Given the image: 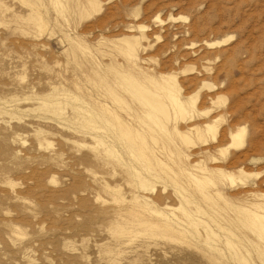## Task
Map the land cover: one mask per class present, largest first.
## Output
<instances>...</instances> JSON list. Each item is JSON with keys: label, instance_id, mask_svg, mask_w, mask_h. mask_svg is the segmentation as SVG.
Wrapping results in <instances>:
<instances>
[{"label": "rangeland", "instance_id": "rangeland-1", "mask_svg": "<svg viewBox=\"0 0 264 264\" xmlns=\"http://www.w3.org/2000/svg\"><path fill=\"white\" fill-rule=\"evenodd\" d=\"M262 196L264 0H0V264H264Z\"/></svg>", "mask_w": 264, "mask_h": 264}, {"label": "bare ground", "instance_id": "bare-ground-1", "mask_svg": "<svg viewBox=\"0 0 264 264\" xmlns=\"http://www.w3.org/2000/svg\"><path fill=\"white\" fill-rule=\"evenodd\" d=\"M80 4H81V2H80ZM83 6V5H82ZM84 8H85V6H84ZM43 26H44V24L43 23H39V27L42 29V30H44V28H43ZM44 27H46V25L44 26ZM44 32V31H43ZM140 36V35H139ZM134 37V36H133ZM138 39V38H137ZM136 38L135 39H132V40H130L129 42H127V47H126V52H125V54L126 55H128V57L130 58V60H132L133 59V61H134V59H135V61L137 60L136 59V55H135V51H134V47L137 45V40ZM229 40V39H228ZM228 40H225V41H223V43H225V42H227ZM126 43V42H125ZM218 43V42H217ZM220 44V43H219ZM140 45V44H139ZM209 45H211V44H209ZM126 46V45H125ZM138 58V57H137ZM127 60V59H126ZM138 61V60H137ZM134 63V62H133ZM137 63V62H136ZM138 65V64H137ZM110 67V66H109ZM112 68H114V67H112ZM138 68H140V67H138ZM116 69V68H115ZM141 69V68H140ZM141 73V72H140ZM146 77V76H145ZM143 78V77H142ZM144 79V78H143ZM146 79V78H145ZM102 80V79H101ZM162 80H164V79H162ZM102 81H104V80H102ZM151 81V80H150ZM148 82V81H147ZM152 82V81H151ZM161 82V81H160ZM137 83H139V82H137ZM150 83V82H149ZM155 83V82H154ZM154 83H153V86L154 87H156L155 85H154ZM155 84H157V83H155ZM152 85V84H151ZM79 89V88H78ZM144 90H145V88H143ZM148 92L150 93V95L152 96V98L153 97H155V98H159L160 96H162V97H164V99L166 100V101H168V107L170 108V110L173 112V118L175 119V120H173V121H176V120H178L179 118H181V119H183V117L186 115V114H188L189 112H190V109H192L193 108V105H194V99H195V97L193 96V97H189V98H183L181 95H180V89H179V87H178V85H177V82H176V80L174 79V78H172V77H169L168 79H166V80H164V83H163V85H161V86H159V88H157V91H155V92H153V91H150V90H148ZM149 95V94H148ZM149 95V97H151ZM111 97V96H110ZM116 100V97L115 96H112L111 97V100ZM114 100V101H115ZM194 101V102H193ZM99 104V103H98ZM143 104L145 105V104H149L150 105V107H151V109H154V110H157V111H161V109L163 108V109H165V107L163 106V105H161V104H158V105H156V104H154V105H152L151 103H149L147 100H145L144 102H143ZM164 104V103H163ZM101 105H103V104H101ZM104 108V110H103V115L104 116H106L107 115V117H106V119H108L109 120V118H111L112 120H118V118L115 116V113L112 111V109H110V108H108V106L106 105V106H103ZM99 108H100V106H99ZM100 111H102V110H100ZM162 112V111H161ZM102 117V116H101ZM146 117L148 118V119H150L151 120V117H152V115L151 114H146ZM104 118V117H103ZM110 121V120H109ZM179 121V120H178ZM107 122V121H106ZM175 123V122H174ZM176 124H177V121H176ZM123 125V124H122ZM124 126V125H123ZM120 130H121V133L123 134V136L125 137V139L126 140H129V139H131V138H129L130 136L128 135V132H125V130L123 129V128H119ZM151 129V128H150ZM205 129V128H204ZM216 126L214 125V124H210V125H208L207 124V128H206V133H207V131L208 132H210V133H212V135H213V137H215V133H216ZM177 132V131H176ZM245 132H246V130H245V128H241L240 130H238L236 133H232L231 134V144L228 146V148L229 147H240V146H242L243 144H244V138H245ZM178 133V132H177ZM183 136V135H182ZM181 138V137H180ZM227 148V149H228ZM128 149H129V151L132 153V154H137L138 155V157L141 159V161L143 162V163H146V166L148 165V163L150 162L145 156H144V153L141 151V150H139L138 148H135V146L131 143V142H128ZM227 149H225V151L227 150ZM104 152L105 153H110V151L108 150V148L105 146V148H104ZM108 155V154H107ZM109 156V155H108ZM183 156V155H182ZM181 156V157H182ZM185 156V155H184ZM180 157V156H179ZM186 158V157H185ZM184 159V158H183ZM182 160V159H181ZM187 160V159H186ZM151 165V164H150ZM149 165V166H150ZM179 165H180V163H179ZM145 166V167H146ZM148 166V167H149ZM183 167V166H182ZM185 167V166H184ZM192 168H193V170L194 169H196V172H198V171H201L200 169H197V167L196 166H191ZM147 168V167H146ZM179 168V167H178ZM148 170H149V168H147ZM180 169V168H179ZM186 169V168H185ZM183 170V169H182ZM191 171H192V169H191ZM195 171V170H194ZM183 172H186V171H184L183 170ZM192 173H195V172H192ZM184 174V173H183ZM222 175H224L223 173H222ZM188 177L191 179V181L194 183V184H196V185H198L199 187H201V186H206V185H208L209 183H210V181H209V183H207V182H205L206 180L205 179H203V178H201V177H197L196 175H194V174H191V173H189L188 174ZM240 181H242V180H240ZM203 187V188H204ZM142 188H144V189H146L147 188V186L145 185V184H142ZM212 194H214L213 196H215V197H219L220 198V194L218 193V192H215V193H212ZM201 195L204 197V198H206L207 200H210V199H208L209 197L207 196V195H205V192H203L202 190H201ZM210 197H212V195H210ZM262 198H264V196H262ZM215 199V198H214ZM213 199V200H214ZM222 200V199H221ZM206 201V200H205ZM260 201V200H259ZM212 202V201H211ZM225 202V201H224ZM253 202V201H252ZM209 203V202H208ZM207 203V204H208ZM214 203V202H213ZM215 203H216V201H215ZM210 204V203H209ZM214 205V204H213ZM216 205V204H215ZM226 205V204H225ZM210 206H212V205H210ZM255 207V209H256V211L257 212H261L262 214H264V205H261V204H259L258 203V205H254ZM217 207H218V205H217ZM215 208V207H214ZM250 210V209H249ZM255 211V212H256ZM254 211H249L248 213H253ZM155 214H158L160 217L162 216V214L161 213H158V212H154ZM185 213H187V212H185ZM201 213V212H200ZM224 215V214H223ZM140 216V215H139ZM163 217V216H162ZM187 218H188V216H186ZM164 219H163V221L165 220V217H163ZM195 219V218H194ZM193 219V220H194ZM196 219H197V216H196ZM202 219V218H201ZM147 222V221H146ZM149 222V221H148ZM147 222V223H148ZM165 222V221H164ZM253 222V225H255V226H257V228L255 229V232L257 233V234H261V235H264V221H252ZM251 222V223H252ZM163 223V222H162ZM200 223V222H199ZM201 223H202V220H201ZM197 224V223H196ZM203 224V223H202ZM166 225V224H165ZM150 227H151V225H150ZM157 227H158V225H157ZM169 228V227H168ZM207 228V227H206ZM209 229V228H208ZM262 229V230H261ZM166 230V229H165ZM168 230V229H167ZM210 230V229H209ZM170 231V230H169ZM210 232V231H209ZM211 233V235H215L212 231L210 232ZM264 238V237H263ZM254 243V242H253ZM262 243V242H261ZM255 244V243H254ZM259 245H261V247H262V244H264V243H262V244H260V243H258ZM256 246V245H255ZM258 246V245H257ZM264 247V246H263ZM262 247V248H263ZM258 248V247H257ZM260 249V248H259ZM259 251V250H258ZM262 251V250H261ZM257 252V251H256ZM258 254H259V252H258ZM264 254V253H263ZM264 256V255H263ZM259 257H261L262 258V255H261V252H260V254H259Z\"/></svg>", "mask_w": 264, "mask_h": 264}]
</instances>
